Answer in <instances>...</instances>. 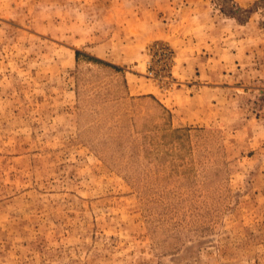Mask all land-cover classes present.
I'll return each mask as SVG.
<instances>
[{
    "label": "rangeland",
    "instance_id": "rangeland-1",
    "mask_svg": "<svg viewBox=\"0 0 264 264\" xmlns=\"http://www.w3.org/2000/svg\"><path fill=\"white\" fill-rule=\"evenodd\" d=\"M0 264H264V0H0Z\"/></svg>",
    "mask_w": 264,
    "mask_h": 264
}]
</instances>
